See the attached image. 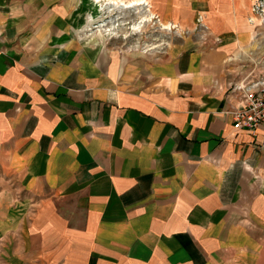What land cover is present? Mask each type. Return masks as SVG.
<instances>
[{
    "label": "crops",
    "instance_id": "1",
    "mask_svg": "<svg viewBox=\"0 0 264 264\" xmlns=\"http://www.w3.org/2000/svg\"><path fill=\"white\" fill-rule=\"evenodd\" d=\"M109 1L0 0V200H35L2 207L24 262L264 264V122L236 127L231 91L261 72L255 1ZM95 3L117 36L80 30Z\"/></svg>",
    "mask_w": 264,
    "mask_h": 264
},
{
    "label": "rangeland",
    "instance_id": "2",
    "mask_svg": "<svg viewBox=\"0 0 264 264\" xmlns=\"http://www.w3.org/2000/svg\"><path fill=\"white\" fill-rule=\"evenodd\" d=\"M253 6L259 5L260 0H254ZM95 12L90 13L88 16L87 23L81 26L80 30L82 32H88L91 34V37H99L101 31L98 29V24H101L102 22H105L103 19H99V7L97 3H95ZM264 0H262V24L259 25L257 29V35L258 39L253 44L252 49L256 50L258 55L262 57V67H264ZM257 15L260 17L261 14L257 12ZM124 26V25H123ZM122 27V26H120ZM88 30V31H87ZM94 31V32H93ZM93 32V33H92ZM104 35V33H101ZM90 37V36H89ZM147 40V39H146ZM146 40H127L123 39L122 41H116L119 43H114L118 45L127 44V45H134L136 42H140L141 44L146 42ZM149 41V40H147ZM109 42V41H108ZM114 42V40H113ZM154 43H159L160 41H152ZM152 44V43H150ZM149 45V44H148ZM254 53L253 55H257V53ZM13 189L16 190V187L12 185ZM25 196L27 194L16 192L12 199L8 200H0V264H34L32 261H35L34 258L30 261H25L24 259L27 256V253L23 251L22 244H25L23 241L22 235L20 232H18L19 226H12V221L15 220V215L8 214V217L3 216V206H5L8 210H15L18 217L20 215V218L22 217L21 212L18 213V210L21 209L22 211V205L20 203L24 202H30L33 204L35 202L34 199H31V195L27 196V199H25ZM33 206V205H32ZM4 219L6 220V223H4ZM10 222V223H9ZM23 257V260H21ZM27 257H30L29 255Z\"/></svg>",
    "mask_w": 264,
    "mask_h": 264
},
{
    "label": "built area",
    "instance_id": "3",
    "mask_svg": "<svg viewBox=\"0 0 264 264\" xmlns=\"http://www.w3.org/2000/svg\"><path fill=\"white\" fill-rule=\"evenodd\" d=\"M253 11L261 14L260 17L257 15L256 20L257 24L261 25L262 0L259 5L253 6ZM198 22L199 27L205 28L200 18ZM260 68V74L248 75L243 81L234 83L231 87V91L240 96V107L232 111L234 125L247 128L253 133L264 122V70L262 71V66Z\"/></svg>",
    "mask_w": 264,
    "mask_h": 264
},
{
    "label": "bare ground",
    "instance_id": "4",
    "mask_svg": "<svg viewBox=\"0 0 264 264\" xmlns=\"http://www.w3.org/2000/svg\"><path fill=\"white\" fill-rule=\"evenodd\" d=\"M98 2H99V5H100V7L101 8H103L104 7V5H102V4H100V0H97ZM109 1V0H108ZM136 2H139V3H143L144 2V0H136ZM136 2H135V4H136ZM109 3L111 4V3H115V1L114 2H112V1H109ZM130 3H132V2H129V4ZM109 4V5H110ZM118 4H119V2H118ZM124 4V3H123ZM122 4V6H124ZM106 5V4H105ZM109 5H107V6H109ZM116 5V4H115ZM114 5V6H115ZM120 5V4H119ZM132 5H134V4H132ZM113 6V5H112ZM114 6H113V8H114ZM109 7H111V5L109 6ZM120 7V6H119ZM106 8V7H105ZM104 8V9H105ZM113 8H112V10H113ZM146 10V9H145ZM144 10V12L143 13H140V19L138 20V21H136V22H134L133 24H132V29L134 30V31H141V29L144 27V25H145V23L147 22V21H151L152 20V18H153V14H151L150 12H147V11H145ZM139 15V14H138ZM125 18V17H124ZM148 23V22H147ZM121 25H124V23H121L119 20L117 21V20H115V19H112V20H110V21H106V22H102L101 24H98V29H99V31H101L102 33H104V34H108L109 36L111 35H115V36H117L118 35V33H119V28H120V26ZM147 25V24H146ZM130 27V26H129ZM160 43H162L161 42V40H160V42L159 43H153V44H149V46L150 47H155V46H158V45H160ZM153 45V46H152ZM149 48V47H148Z\"/></svg>",
    "mask_w": 264,
    "mask_h": 264
}]
</instances>
